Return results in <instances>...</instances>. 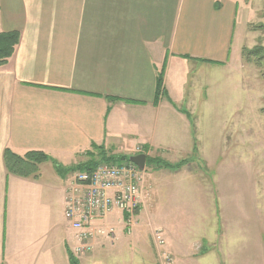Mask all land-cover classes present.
Returning a JSON list of instances; mask_svg holds the SVG:
<instances>
[{
    "label": "crops",
    "instance_id": "0c3cea01",
    "mask_svg": "<svg viewBox=\"0 0 264 264\" xmlns=\"http://www.w3.org/2000/svg\"><path fill=\"white\" fill-rule=\"evenodd\" d=\"M258 23L264 0H0V32L20 33L0 66V264H72L78 242L64 217L69 175L55 163L86 161L92 144L114 154L140 147L165 161L179 155L194 137L174 102L171 82L182 78L181 61L242 75L254 65L242 48L259 37L264 43V30L249 29ZM163 64L164 91L155 104ZM6 148L43 151L51 161L39 165L37 177L17 176L4 164ZM147 179L144 201L155 190ZM143 206L130 233L118 210L96 221L114 237H94L90 252L73 256L76 264H164L136 229ZM167 250L178 263L236 258L232 240L199 255Z\"/></svg>",
    "mask_w": 264,
    "mask_h": 264
},
{
    "label": "rangeland",
    "instance_id": "374dc122",
    "mask_svg": "<svg viewBox=\"0 0 264 264\" xmlns=\"http://www.w3.org/2000/svg\"><path fill=\"white\" fill-rule=\"evenodd\" d=\"M256 25L264 24L250 26ZM250 26L263 33L264 27ZM257 45L264 46L261 37L252 47ZM181 63V80L176 76L171 82L178 99L174 102L187 112L194 137L184 140L179 155L166 159L188 161L174 170H153L146 163L144 178L155 190L143 198L136 229L156 250L152 230L162 229L166 250L218 252L232 240L233 264H264V250L255 247H264V63L261 68L246 66L242 75L237 68L212 72L192 61ZM131 151L120 149L117 155L129 158ZM245 257L255 259L247 263ZM175 258L171 264L198 263ZM200 261L214 264L210 257Z\"/></svg>",
    "mask_w": 264,
    "mask_h": 264
},
{
    "label": "built area",
    "instance_id": "2783aa9c",
    "mask_svg": "<svg viewBox=\"0 0 264 264\" xmlns=\"http://www.w3.org/2000/svg\"><path fill=\"white\" fill-rule=\"evenodd\" d=\"M141 152L136 147L133 154ZM144 170L129 158L122 161L100 162L89 171L68 173L65 192L64 217L74 231L78 245L73 256L80 257L92 250L90 241L98 236L112 239L114 229L96 227L95 222L114 210L122 215L127 233L137 225V214L143 204ZM158 257L164 264H171L173 257L164 249L165 239L160 229L154 232Z\"/></svg>",
    "mask_w": 264,
    "mask_h": 264
},
{
    "label": "trees",
    "instance_id": "16d2710c",
    "mask_svg": "<svg viewBox=\"0 0 264 264\" xmlns=\"http://www.w3.org/2000/svg\"><path fill=\"white\" fill-rule=\"evenodd\" d=\"M264 25H256L250 26V28H263ZM20 38L19 31H1L0 32V66H3L7 63L8 59L12 56L16 45L18 44ZM259 52H264V46L257 45L252 48L243 47L242 48V56L248 61L252 62L258 68H261L264 63V55L259 56ZM164 71L165 64H163L162 68L156 74V91H155V100L156 104L159 101V97L161 93L164 91ZM180 111L187 114V112L181 108ZM93 147L92 152H88V159L84 162L75 164L69 167H61L57 163L56 170L57 172L70 173L73 171H89L94 169L100 162H111V161H122L127 159V155H117L111 153L108 149L104 148L102 145H91ZM3 159L6 169L9 173L21 176V177H37L39 171V165L46 162L51 161L49 155H47L43 151L39 150H30L23 154H18L11 150L10 148H6L3 152ZM187 160L183 159L176 163H170L163 159L157 157H149L147 156L146 163L150 164V167L153 169H178L185 164ZM72 264H76V260L73 256H70Z\"/></svg>",
    "mask_w": 264,
    "mask_h": 264
},
{
    "label": "water",
    "instance_id": "95a60500",
    "mask_svg": "<svg viewBox=\"0 0 264 264\" xmlns=\"http://www.w3.org/2000/svg\"><path fill=\"white\" fill-rule=\"evenodd\" d=\"M146 154L144 153H140V154H136V155H132L129 157V160L132 161L134 164H136L140 169H144L145 168V164H146Z\"/></svg>",
    "mask_w": 264,
    "mask_h": 264
}]
</instances>
